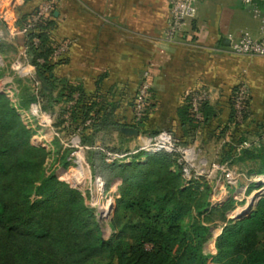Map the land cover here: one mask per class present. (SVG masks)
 Returning a JSON list of instances; mask_svg holds the SVG:
<instances>
[{
    "label": "trees",
    "instance_id": "trees-1",
    "mask_svg": "<svg viewBox=\"0 0 264 264\" xmlns=\"http://www.w3.org/2000/svg\"><path fill=\"white\" fill-rule=\"evenodd\" d=\"M46 1L23 16L19 30ZM54 14L42 20L35 31L21 35L38 81L47 88L40 86L33 96H23L26 99L20 106L28 108L40 100L53 116L61 100L73 102L69 109L60 108L56 125L71 135L79 134L82 145L94 148L90 149L92 167L96 172L101 170L107 184L113 177L122 179L114 218L119 232L106 239L82 194L58 176L46 173V148L31 144L34 132L23 123L10 98L0 94V264H264V220L256 221L252 216L232 221L227 214L231 204L211 207L210 182L196 176L188 180L187 171L193 169L180 150L142 151L137 156L144 160L133 164L97 162L106 158V153L96 148L100 131L123 126L112 118L104 96L94 98L67 84L59 90L55 72L59 63L50 47ZM154 106L140 123L133 117L126 127L138 130ZM233 138L235 144L246 141L243 134ZM226 149L221 163H242L250 176L264 174L262 145L238 154L236 145L227 143ZM218 222L227 225L216 242L218 253L210 262L203 253V243Z\"/></svg>",
    "mask_w": 264,
    "mask_h": 264
},
{
    "label": "crops",
    "instance_id": "crops-1",
    "mask_svg": "<svg viewBox=\"0 0 264 264\" xmlns=\"http://www.w3.org/2000/svg\"><path fill=\"white\" fill-rule=\"evenodd\" d=\"M41 1L0 0V69L6 66L8 55H15L12 75L0 76V89L14 85L17 79L35 85L36 67L24 57V37L15 31L23 16ZM193 1L197 17L186 21L182 34L169 41L168 0H56L50 47L56 52L62 42L70 43L66 57H56L57 84L59 90L67 84L82 88L94 98L104 96L112 118L123 126L100 131L99 139L104 140L101 135L117 136L130 128L126 126L133 121V98L144 72L149 71L154 109L138 133L128 135L133 139L124 138L122 143L141 147L154 135L166 133L178 150L187 152L184 158L192 168L210 165L215 168L212 176L220 170L227 177L230 171L236 180L241 177L236 167L245 165L230 160L221 163L226 144L236 145L237 154L255 149L257 144L264 148V57L235 55L232 45L244 35L263 37L264 1L258 0L254 6L242 0ZM242 82L249 89L252 118L236 129L232 126V98ZM41 87L47 88L44 83ZM200 93H207L210 99L200 104L197 118L193 101ZM71 103L61 100L54 108L55 115H48L51 120L47 127L50 121L53 127L60 108L69 109ZM49 128L43 134L51 139L53 131ZM242 134L244 144L250 147L235 144L233 137ZM74 136L75 147L86 146L80 135ZM245 169L246 175L254 177Z\"/></svg>",
    "mask_w": 264,
    "mask_h": 264
},
{
    "label": "rangeland",
    "instance_id": "rangeland-1",
    "mask_svg": "<svg viewBox=\"0 0 264 264\" xmlns=\"http://www.w3.org/2000/svg\"><path fill=\"white\" fill-rule=\"evenodd\" d=\"M23 53L24 57H26V53ZM7 57L9 60L6 59V66H4L2 70L0 69V76L2 77L9 73L12 75L10 68L15 55H8ZM35 76L34 79L38 80L37 74H35ZM39 83L42 85V82ZM0 94H5L10 98L14 106L18 107V113L20 114L23 123L34 132L31 138V144L36 147L46 148L48 153L45 163L46 173L48 175L54 174L58 176L61 180L68 182L72 188L78 190L82 194L86 206L93 212L106 239L117 235L119 231L118 227L114 225V218L117 202L122 194V179L113 177L111 182L107 184L101 170L96 172L92 167L91 157L93 154L90 153V149L94 148L85 146L77 149L74 147V144L77 142L73 139L75 137L74 134L71 135L68 131H63V127H58L56 125L58 123V116L54 120L53 127L51 125L52 121L49 123L53 131L51 139L44 136L43 132L50 127H47V124L51 118L48 116L50 113L40 105V100L36 101L28 108L20 106V103H22L21 100L26 99L25 97L23 98V96L28 94L33 96V94H36V88H34L32 82L28 80L18 81L17 79V81L14 82V85H6L4 86V89H0ZM34 105H36L37 108ZM66 119H69L68 115ZM66 125H68V122L65 123V126ZM87 132L89 133L90 129L87 130ZM114 135L115 134L110 136L101 135L104 140L101 138L97 140V151L106 153V158H104V160L101 161L99 159V161H97L99 164H102L103 161L108 163L117 162L118 164H133L134 162L144 160V157L137 156V154H139L138 151L140 150L139 144L132 143L129 145V143H125L124 145L122 143L124 138L132 140V137H128L126 134ZM107 141L109 145H106L105 142ZM103 143L108 147H105ZM114 146L116 147L114 148ZM181 152L185 157L186 152ZM111 154L113 155L114 160L109 156ZM139 157L140 159H137ZM192 169L193 170L191 171H187L188 173L186 176L188 177V180L193 176H196L197 178L203 177L210 182V185L212 186V193L210 196L211 207H222L226 204H231L232 209L227 214L230 220L237 221L236 215L238 212L247 209L250 206L252 198L255 195H258V202L252 206V212L248 218L253 216V219L256 221L264 220V186L259 185V182H264L261 181L264 180V174L249 177L245 173V168L237 166L236 170L241 177L234 181H229L226 174L225 176L222 175L220 170L214 172L215 175L212 176V170H215V168L210 165H196V167ZM98 179L104 182V187L102 181L97 182ZM226 225V223L221 222L213 224L207 235V239L203 243V253L208 256L210 262H212L213 258L218 253L216 242L223 233V229ZM127 237L128 235L126 238Z\"/></svg>",
    "mask_w": 264,
    "mask_h": 264
},
{
    "label": "built area",
    "instance_id": "built-area-1",
    "mask_svg": "<svg viewBox=\"0 0 264 264\" xmlns=\"http://www.w3.org/2000/svg\"><path fill=\"white\" fill-rule=\"evenodd\" d=\"M245 5L254 6L258 0H242ZM264 1V0H263ZM170 8V21L166 31V38L169 41H174L182 32L186 21L193 20L198 15V9L193 0H168ZM56 0H49L43 2L38 10L22 25L20 30L15 31L16 35H28L35 31L37 25L42 21L50 18L55 12ZM256 12H259L255 9ZM35 44H39V40H34ZM69 49V42H63L56 50L54 57L63 56ZM232 51L238 56H262L264 57V35L261 39H255L249 35H244L235 40L232 45ZM27 55V48H24ZM43 62V61H40ZM144 77L138 88L134 99V121L140 123L148 112L151 110V105L154 104L151 96L152 84L151 75L149 71L144 72ZM40 83L35 79L34 88L36 93L40 90ZM249 89L245 83H240L233 93L232 98V113H233V128L240 129L244 126L245 122L252 118L250 105H249ZM210 96L207 93H200L194 95V112L199 118V106L202 103H207ZM261 144H257L260 147ZM75 147V146H74ZM242 147H250V144L245 143ZM79 149L78 146H76ZM166 150L168 152H175L178 150L174 144L172 137L166 133L151 138L149 142L140 147L139 152H159ZM187 153V152H186ZM112 160L113 155H109ZM229 181H234L231 172H226ZM102 180L98 179L97 182ZM103 187H104V182Z\"/></svg>",
    "mask_w": 264,
    "mask_h": 264
},
{
    "label": "water",
    "instance_id": "water-1",
    "mask_svg": "<svg viewBox=\"0 0 264 264\" xmlns=\"http://www.w3.org/2000/svg\"><path fill=\"white\" fill-rule=\"evenodd\" d=\"M122 132H123L124 134H126V135H129V136H133V135H136V134L138 133L137 130H135V129H131V128H129V129H123ZM259 185H263V186H264V182H259ZM258 198H259L258 195H255V196L252 198V201H251V203H250V206H249L247 209H245V210L239 212V213L236 215V220H237V221L244 220V219H246V218H248V217L250 216V214H251V212H252V206L258 202ZM229 215H230V214H229Z\"/></svg>",
    "mask_w": 264,
    "mask_h": 264
},
{
    "label": "bare ground",
    "instance_id": "bare-ground-1",
    "mask_svg": "<svg viewBox=\"0 0 264 264\" xmlns=\"http://www.w3.org/2000/svg\"><path fill=\"white\" fill-rule=\"evenodd\" d=\"M261 181H264V180H261ZM239 212H241V211H239ZM239 212H238V213H239Z\"/></svg>",
    "mask_w": 264,
    "mask_h": 264
}]
</instances>
